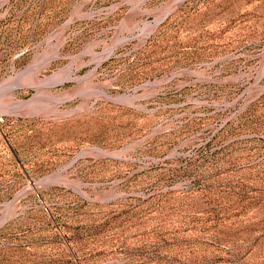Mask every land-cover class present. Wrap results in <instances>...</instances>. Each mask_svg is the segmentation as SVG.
<instances>
[{"label":"rangeland","instance_id":"rangeland-1","mask_svg":"<svg viewBox=\"0 0 264 264\" xmlns=\"http://www.w3.org/2000/svg\"><path fill=\"white\" fill-rule=\"evenodd\" d=\"M175 2L0 0V264H264V0Z\"/></svg>","mask_w":264,"mask_h":264},{"label":"bare ground","instance_id":"bare-ground-1","mask_svg":"<svg viewBox=\"0 0 264 264\" xmlns=\"http://www.w3.org/2000/svg\"><path fill=\"white\" fill-rule=\"evenodd\" d=\"M184 1H185V0H176V2H175L174 5H173V9L177 8L178 6H180ZM171 8H172V7H169V8H167V9H165L164 11H162V13H161V14L159 15V17H158V19H159V18H160V19H159V20H158L153 26H147V29H148L149 31H150V30H153V29L155 30V28H156V26L158 25L159 21H160L161 19H163L164 16H166V15L169 13V11H171ZM151 32H153V31H150L149 33H151ZM119 41H120V40H119ZM119 41H118V42H119ZM118 42H117V43H118ZM58 48H59V47H58ZM55 51H56V50H55ZM112 51H114V50H112ZM108 55H109V54H107V56L105 55L106 57L104 56L103 59L101 58L99 62L101 63L102 60H105V58H107ZM54 56H55V55H54ZM52 58H53V57H52ZM14 79H15V78H14ZM55 79H57V76H52V77L46 79V81H47V82H51V81H53V80H55ZM18 82H19V80H18ZM38 82H39V81H38ZM15 83H16V82H15ZM40 83H41V82H40ZM16 84H17V83H16ZM32 86H33V85H32ZM12 88H13V87H12ZM12 88H11V89H12ZM11 89H10V90H11ZM12 91H13V90H12ZM101 94H102V93H101ZM107 96H108V95H107Z\"/></svg>","mask_w":264,"mask_h":264}]
</instances>
